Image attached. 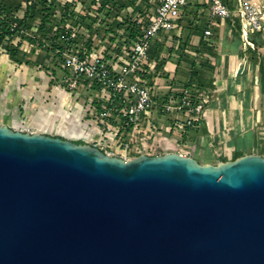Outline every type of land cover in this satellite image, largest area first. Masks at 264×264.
I'll use <instances>...</instances> for the list:
<instances>
[{
    "label": "water",
    "instance_id": "water-1",
    "mask_svg": "<svg viewBox=\"0 0 264 264\" xmlns=\"http://www.w3.org/2000/svg\"><path fill=\"white\" fill-rule=\"evenodd\" d=\"M0 264H264V157L126 161L0 125Z\"/></svg>",
    "mask_w": 264,
    "mask_h": 264
},
{
    "label": "rangeland",
    "instance_id": "rangeland-1",
    "mask_svg": "<svg viewBox=\"0 0 264 264\" xmlns=\"http://www.w3.org/2000/svg\"><path fill=\"white\" fill-rule=\"evenodd\" d=\"M228 1L231 2V0ZM85 3V8L89 9L91 14L86 18H82L85 20L82 24L87 28H91L93 35L90 44L86 42L87 45L94 48L95 51L102 57H106V55H108L112 58L116 55H120V50L115 48V45L117 44H111L112 40L115 39V35L116 37L118 36L116 30H118L120 25H123V20L127 22L131 21L133 23L134 19L138 18L137 15L141 13L139 7L134 8V5L131 4L132 2H130V0H125L118 6H114V13L112 14L115 17L116 13L118 14L119 20H117V23L120 25L115 24V21H112L113 23H111L108 20H105L107 25L100 27L97 25V22L99 21V18L95 13L97 10H91L94 6L91 4L92 0H85ZM191 3L192 5L189 7L185 19L179 26L185 30L183 31V38L186 39L190 32L192 38L190 40V45L186 50L187 52L184 53L183 62L180 64L181 66L178 72L173 76V78L170 76L168 81L159 76H155L153 72L146 74L148 78L145 81H143V78L140 79L152 93L154 104L151 113L147 116V121L151 115V119L155 121V125L158 128L157 132L163 131V129L159 128L162 123L160 122L161 116L168 115L163 106L166 105L167 102H169V105L174 103L179 104V100H177V97L175 98V96H178L179 98L183 97L184 85L190 79L191 65L193 62L199 61L209 65L204 69H198L200 74H202L205 89L203 91H198L196 88H192L190 90H194V92L188 93L189 99L194 101V103L199 105V103L202 102L205 106L208 103L206 104L202 99L209 100L210 97L208 98V96L211 95L222 97L223 94L226 93L225 90H223L226 87V84L223 85V81L233 82L232 84L230 83V85H232L231 88L234 86L233 90L237 91V84L236 86L233 85L234 79L229 80L227 77L234 75L238 71V63L245 58L244 56L243 58L240 56L242 44H235L236 39L233 37L231 30L227 31L226 34V21H224V23H221L220 28H215L214 30L213 42L216 49L205 46L208 51H204L205 48L202 46V54L196 52V48H198L196 44L200 43L201 38L204 36V31L208 27L209 13L206 0H191ZM123 5H127L126 8ZM235 26L236 25H233V29ZM106 27L112 28L113 32L111 31L110 35L106 33ZM179 29L167 36L165 42H159L161 45H166V48L160 52L159 59H161V61L169 60L172 64L178 63V58L176 57H179L180 53L178 52L179 50L175 49V46L177 45L176 41L178 39L177 35H179ZM172 51L174 53V57L172 56L168 58ZM260 52L264 55V48H262ZM154 53L155 52H152V55ZM28 55L33 62V65H31V70H24L25 75H32V73L38 75L41 78L40 82L42 85L43 81L48 82V84H45L48 89L41 88L39 92L42 93V96H40L38 100H34L35 102L33 101V104L24 105L23 108H21V116H23V118L20 120L19 124L11 125V129L21 132L40 133L51 137L62 138L71 142H84V144L92 146H94V144L104 143L102 141L107 140L104 139L105 136L112 138L114 135H117L115 132V128L117 127L112 126L108 120L117 115L112 113L107 117H101L96 110V107L99 104L103 105V108L109 107L107 102V96L109 95L108 91L101 90L98 92L93 89L92 83H84L79 86V88L71 87V83L67 82L69 73L62 65L63 55L59 54L57 50L50 53L47 51V48H45L43 50H39L38 53L35 52L34 55L31 53H28ZM167 73H170L171 75L173 74L168 72V70ZM225 73L227 77L223 80L222 77ZM172 82H174V84L171 85ZM259 84L260 77L257 78L255 83L249 88V91L252 90V92H255L256 95L258 94V99H254V103L259 102L262 98L261 91L259 90ZM39 85L40 84L37 86ZM84 85L86 87H84ZM213 88L218 92L213 93ZM49 93L51 95H49ZM32 113L33 118L31 119L30 116ZM114 113L116 112L114 111ZM26 115L28 116V119L26 118ZM235 120V115L229 116V119L227 118L228 123H233L230 124L231 126L235 124ZM114 121L119 122V126L123 128L118 136H116V139L113 140L117 141L120 136H123L124 138L125 132L129 130V125L127 122L122 124V120L119 115L114 118ZM146 125L147 124L139 126L137 129L143 130L146 128ZM230 125L228 124L227 127H230ZM133 127L134 125H132L130 129L131 131H133ZM256 128L258 131L263 132L264 124L260 126L258 125ZM213 131L214 132H208L209 136L205 134L198 136V138H200L198 141H202L203 145L210 143L219 134L217 129ZM132 133H134V131ZM135 138L138 140L137 135ZM225 139H228L227 136H224V138L222 136V139L220 140L225 141ZM101 145L104 146L103 144ZM222 151V149L217 150V154L215 155L217 157L222 155ZM148 153L155 156L163 153V151H156L154 149L152 151L150 149L148 150ZM134 158L136 157L133 156V159Z\"/></svg>",
    "mask_w": 264,
    "mask_h": 264
},
{
    "label": "built area",
    "instance_id": "built-area-1",
    "mask_svg": "<svg viewBox=\"0 0 264 264\" xmlns=\"http://www.w3.org/2000/svg\"><path fill=\"white\" fill-rule=\"evenodd\" d=\"M233 7L230 8L225 0H206L209 13L208 27L204 31V39H212L215 28H220L221 23L231 18H236L240 24V32L243 49H255V44L251 38L256 34H264V0H231ZM134 8L139 7L141 11L134 19L140 26V35L134 40L129 39V32L125 30L118 31V36H114L111 44L120 50V55L111 59L100 56L95 49H89L86 43L80 41V37L88 36L84 33L85 27L78 23L75 28H70L66 23H62V15L56 10L54 13L55 32L57 37L54 44L61 47L57 50L63 56L62 65L67 69L71 87H78L84 83L99 85L103 90L109 92L107 96L108 106L112 107L119 116L127 119L128 125L144 126L147 122V116L153 108L151 90L143 84L138 78V73L144 62L153 52V45L160 36H169L175 32L192 5L191 0H130ZM100 4H96L92 9H96V16L101 19L98 10ZM133 11V10H132ZM74 14L76 19L86 18L91 14L89 9L85 8L82 1L75 0ZM105 20V16H102ZM101 24V23H100ZM16 28V26H14ZM54 32V33H55ZM131 47V48H130ZM130 48V49H129ZM194 90H184L183 97L179 99V104H170L166 106V111L172 113L175 110L186 108L192 116H202L205 106L204 103H194L189 99L188 93ZM176 98V97H175ZM114 99L118 100L114 103ZM208 103V100L202 99ZM173 103V102H172ZM105 117L108 116L104 114ZM193 120L178 124L176 128L182 132L187 126H191ZM148 124L139 138L134 134L119 137L120 129L115 128L117 135H114L109 141H102L101 144H94V147L100 149L108 155L128 160V153L136 151L138 148L145 149L146 143L152 136V132H157V127L151 128L152 132L146 131ZM120 151L116 153L114 150ZM118 154V155H116Z\"/></svg>",
    "mask_w": 264,
    "mask_h": 264
},
{
    "label": "crops",
    "instance_id": "crops-1",
    "mask_svg": "<svg viewBox=\"0 0 264 264\" xmlns=\"http://www.w3.org/2000/svg\"><path fill=\"white\" fill-rule=\"evenodd\" d=\"M1 1V0H0ZM83 5H85V0H81ZM115 0H97V4L101 5V8L98 10V14L101 15V19L99 18V21L97 22V25L100 27L106 26L107 23L105 20H108L109 22L113 23L112 21H115V24L117 23V20H119L118 17L113 16V12L110 13L109 9L107 7L105 8V4L110 2L113 3L111 5H114ZM125 1V0H123ZM8 4H14L19 5V10L16 12V16L19 19H23L26 13L27 6L26 4L22 3L21 0H7ZM92 4V3H91ZM94 7V6H93ZM92 7V8H93ZM102 16H105V20L102 19ZM77 24L83 21L84 19H76ZM32 24L33 21L29 20ZM101 23V24H100ZM83 25V24H82ZM120 25V24H119ZM84 33L88 36L86 37H80V41L84 43L90 44V41L92 39V29L87 28L85 25ZM106 33L109 35L111 34L112 28H105ZM117 33L120 30V26L118 27V30H116ZM113 32V31H112ZM23 33L27 35L28 37H31L36 40V43L34 44H28L26 41L22 44V50L25 53H31L34 55V53H38L39 50H43L47 48V51L49 48H51V43L44 42V46L39 48V43L42 42L41 38L38 37V34L33 30H24ZM178 36V35H177ZM167 36H160L157 41H155L153 45V52H156L155 45L159 42H165ZM20 36H18L13 42L14 46H17L20 43ZM114 39L112 40V42ZM86 43V44H87ZM164 44V43H163ZM89 49L91 48L90 45H87ZM177 46H175L176 48ZM166 48V45L164 44V47L161 50H164ZM160 50V51H161ZM244 50V49H243ZM101 53V52H99ZM152 52L150 53V55ZM174 54V53H173ZM170 56V55H169ZM245 58H243L238 63V71L229 77L225 75L222 77L224 80L226 77L229 78V80L234 79V84L237 85V91L241 90V84L247 89H249L252 84L255 83V80L260 77L258 69L252 66V64L249 61V58L245 55ZM107 59H111L110 56L106 55ZM30 59V58H29ZM157 63L154 62V65ZM175 68L176 65L172 64L170 61L166 65V70L168 72L173 73L170 74L171 78L175 75ZM224 68V67H223ZM226 68V66H225ZM31 70L32 66H26V65H17L13 63L7 55L4 53H0V125H5L10 128L11 125H17L19 124L20 120L23 118L21 116V108L25 105H31L35 101L38 100L40 96H42V93L39 92L41 88L48 89V87L45 84H48L47 81H43V85L40 82V77L34 73L32 75H25L24 70ZM35 70V69H33ZM32 70V71H33ZM258 74V75H257ZM168 81V80H167ZM223 85L226 84L225 92L222 97L216 95V99L220 102L217 104H213V106H210V101L213 96H208L210 99L208 100V104L205 105L204 112L202 116H192L188 113V110L186 108H183L181 110H175L172 113H168L166 111V106L169 105L167 102L166 105L163 106L165 108V112H167L166 115H162L160 118L161 127L160 129H163L162 132H153L151 131V128L153 129L156 127V123L153 119H151V115L148 118V121L146 124H148L147 130L148 132H152L151 138L147 140L146 148H138V150H134L128 153V160L133 159V156L137 158V156H141L143 154H146L148 156H152L148 153V150H162L163 153L157 154L155 156L164 155L167 153H178L180 155L192 157L196 159L201 164H213L217 165L221 162H231L234 161V159L237 157L239 153L244 151L245 155H260L264 157V140L262 136H264V131L260 132L256 128L258 125L264 124V109L262 104V98L259 102L254 103V99H258V94L256 95L255 92H252V99L253 103L252 106L247 109L246 107H243L241 102H235L236 97L234 90L232 91L230 85L231 81H223ZM233 83V82H232ZM231 83V84H232ZM40 84L39 86H37ZM174 84V82L171 83V85ZM45 85V86H44ZM234 88V86H233ZM259 90H260V84H259ZM252 91V90H250ZM261 91V90H260ZM99 92V91H98ZM174 92V91H171ZM215 93L218 91H214ZM48 94V93H47ZM49 95H51L49 93ZM177 100L180 98L178 96ZM34 101V102H33ZM174 103V102H173ZM224 105V106H223ZM108 115H111L112 113L114 115H117L114 113V110L109 109L107 112ZM151 113V111H150ZM39 115V114H38ZM235 115L236 122L234 125H230L233 123H228L227 118L229 119V116ZM149 116V114H148ZM122 117V116H120ZM25 118V117H24ZM26 118L28 119V116L26 115ZM30 118H33V113L31 114ZM193 120L191 126H187L184 131L180 132L176 128L178 124H183L189 120ZM230 125V127H227V125ZM119 126V125H118ZM115 126L117 129H120V131L123 129L121 126ZM140 125H134L133 131L128 130L125 132V135L130 134L133 136L135 134L139 138H141L142 133L140 129H137ZM147 126V125H146ZM114 128V127H113ZM210 128V129H209ZM158 129V128H157ZM217 129V132L219 133L210 143H207L203 145L202 141L199 142L198 136H201L203 134L208 135V132H214L213 130ZM264 130V129H263ZM143 131V130H142ZM182 135H186L185 138H182ZM209 136V135H208ZM222 136H227V140L221 141ZM107 136H105L106 138ZM248 138V142L246 144H243L240 142V139L242 138ZM104 138V139H105ZM223 144V145H222ZM247 145V146H246ZM222 149V157L216 156L217 150ZM117 152L120 150L118 148L114 149ZM118 155V154H116ZM135 159V158H134Z\"/></svg>",
    "mask_w": 264,
    "mask_h": 264
},
{
    "label": "trees",
    "instance_id": "trees-1",
    "mask_svg": "<svg viewBox=\"0 0 264 264\" xmlns=\"http://www.w3.org/2000/svg\"><path fill=\"white\" fill-rule=\"evenodd\" d=\"M7 0H1L0 1V53H4L8 56V58L17 65H26L31 66L33 65V62L31 59H29V55L25 53L21 48L24 41H26L28 44H34L36 43V40L28 37L23 33L24 30H33L38 34V37L41 38V41L39 43V48L44 46V42H50L51 48L48 49V52L53 53L55 50H62L61 47H58L54 44V39L57 37V34L54 30L55 28V19H54V13L56 10H58L62 15V23H66L69 25L70 28H75L77 25L76 16L74 14V7H75V0H21L22 3L26 4L27 9L26 13L23 19H19L16 16V12L19 10V5L14 4H8L6 3ZM123 0H115L114 5H111L113 3H106L104 6L105 8L109 9L110 13H114V6H118L120 3H123ZM225 3L232 8L233 4L232 1L229 2L228 0H225ZM92 4L95 6L97 4V0H92ZM132 4V3H131ZM126 6L127 5H123ZM116 17H118V14L116 13ZM29 20H32L33 23L31 24ZM123 25H120V30H125L129 32V39L134 40L140 35V26L137 25L136 22L131 21H122ZM233 25H236L233 29ZM16 26V28H14ZM180 27H178L179 29ZM232 31L233 37L236 39L235 44L241 45L242 39H241V32H240V24L239 21L236 18H231L229 20H226V34L227 31ZM183 31H185L182 27L178 30L179 35L178 39L176 41V50H179L180 53L178 58V63L175 64V73L176 74L180 68V64L183 62L184 53L187 52V48L190 45V40L192 36L189 35L185 38H183ZM55 32V33H54ZM20 36V43L17 46H14V40ZM264 34H256L254 35L251 40L255 44V49H247L243 50V45L240 51V56L243 58V56H247L249 58L250 63L252 66L258 69L259 75H260V90L262 95V104L264 109V55L260 52L262 48H264ZM203 44V45H202ZM205 44V45H204ZM198 48H196V52L201 53V47L203 46L205 48H215L213 38L205 40L204 36L201 38L200 43L196 44ZM195 46V47H196ZM164 47V45H161L160 43H156L155 48L156 52L149 56V58L144 62L143 66L141 67L138 76L139 79L143 78V81H145L148 77L146 74L153 72L155 76H159L161 78H164L166 80L170 79V73H167L166 65L169 62V60L161 61L159 59L160 56V50ZM204 51H208V49H204ZM61 54V53H59ZM202 54V53H201ZM173 56V51L170 54V57ZM174 57V56H173ZM173 60V59H172ZM154 62H157L156 65H154ZM171 62V61H170ZM209 65L204 64L199 61H195L191 65V76L190 79L187 81V83L184 85V90H190L192 88H196L198 91H203L205 89L202 74L198 71V69H204L208 67ZM142 81V82H143ZM239 84V83H238ZM237 84V85H238ZM241 90L240 91H234V95L236 97V100L238 102H241L243 107H248L249 109L253 103L252 99V91H249L241 84ZM84 87H86L84 85ZM92 87L96 91L103 90L99 85L92 84ZM88 88V87H87ZM233 91V88H231ZM216 89L213 88V93H215ZM213 98H211L210 106H213V104L220 103L215 97L216 95H212ZM117 99H114V103H117ZM224 106V105H223ZM103 108V105L99 104L96 107V110L101 117H105L104 114H107L109 109ZM117 117V116H115ZM114 117V118H115ZM114 118L108 119L109 122L112 124V126H118L120 123L114 121ZM122 120V124L127 122V119L125 117H120ZM132 125H129V130L131 129ZM186 135H182V138L184 139ZM264 140V136H262ZM106 141H109L110 137H106ZM240 142L243 144H246L248 142V138H242L240 139ZM77 144H84V142H75ZM247 146V145H246ZM245 156L244 151L239 153L237 157L234 159L237 160L241 157Z\"/></svg>",
    "mask_w": 264,
    "mask_h": 264
}]
</instances>
